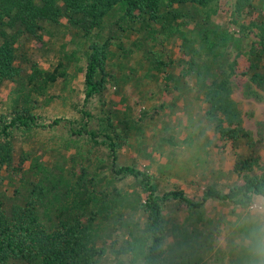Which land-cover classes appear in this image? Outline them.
<instances>
[{
  "label": "trees",
  "instance_id": "trees-1",
  "mask_svg": "<svg viewBox=\"0 0 264 264\" xmlns=\"http://www.w3.org/2000/svg\"><path fill=\"white\" fill-rule=\"evenodd\" d=\"M227 1L0 0V87L12 83L0 108V264H191L205 236L180 224L172 244L167 202L195 208L217 198L235 210L264 196V166L252 170L259 158L252 146L233 162L251 171L224 191L209 184L192 199L179 186L160 190L152 173L125 157L146 122L135 131L120 98L104 113L90 104L112 77H150L176 99L190 91L202 99L218 138L248 140L232 94L264 97V0H232L237 33L217 21ZM51 27H62L73 46L42 66L34 55ZM73 76L81 98L72 116L49 118L43 106L69 105ZM60 128L67 133L54 138L64 148L46 151L43 132ZM257 133L251 143L264 141V120ZM239 231L240 240H227L231 264H250L246 229Z\"/></svg>",
  "mask_w": 264,
  "mask_h": 264
},
{
  "label": "rangeland",
  "instance_id": "rangeland-1",
  "mask_svg": "<svg viewBox=\"0 0 264 264\" xmlns=\"http://www.w3.org/2000/svg\"><path fill=\"white\" fill-rule=\"evenodd\" d=\"M220 7L223 8L222 11L224 10L222 13L224 16L218 15L217 21L221 23L225 21L232 33L239 32L240 22L235 16L232 0H228ZM247 27H242L244 32L252 35V30L249 31ZM51 31V34H45V44L34 55L42 66H47L50 61L56 62L64 54L65 46L67 48L73 46L69 42L72 36H69L62 27L60 29L51 27ZM238 60L241 62L242 56H239ZM72 61L76 59L73 58ZM69 69L70 72L73 71L72 66H69ZM79 76L76 78L73 76L71 79V85L76 91L70 94L69 105H60L56 100L43 106L49 118L72 116V103L77 105L78 97L81 98ZM116 77L120 76L109 79L105 93L101 97L96 96L92 99L91 108L94 107L97 112L104 113L120 98L134 121L132 127L135 131L139 129L138 125H141V122H146L142 130L140 129L142 136L139 138L135 136L136 139L132 138L130 141L134 146L127 147L125 157L127 161H133L152 173L159 182L160 190L179 186L192 199H198L202 189L209 184L224 191L228 185L241 181L243 176L251 171L233 169L235 159L239 155L248 154L251 146L259 156L252 170L258 171L262 165L264 166V141L251 143L258 139V124L264 120V97L257 99L246 96L240 93V89L232 94L239 110L241 125L249 132L248 140L241 138L235 145V142L217 137L213 124L204 112V102L195 98L191 91L187 92L184 102L182 98L176 99L172 91L156 84L150 77H145L138 83H134L128 76H121L124 77L121 80ZM11 86L12 83L6 82L0 87V108L6 102ZM66 133L64 128L43 132L40 140H48L45 150L64 148V141L54 138V135ZM16 143L18 145L19 141ZM44 153L47 156L50 152ZM246 208L234 210L230 202L217 198H210L202 205L192 208L182 200L172 198L163 207L168 223V240L173 244V239L175 240L180 233V224L189 225V228L196 225L203 231L204 235L199 237L205 236V247L198 256L193 255L191 264H231L235 251L233 254L230 253L232 248L228 247L227 240L229 237H235V241L240 240L239 229L247 228ZM243 233L242 231L241 234Z\"/></svg>",
  "mask_w": 264,
  "mask_h": 264
},
{
  "label": "clouds",
  "instance_id": "clouds-1",
  "mask_svg": "<svg viewBox=\"0 0 264 264\" xmlns=\"http://www.w3.org/2000/svg\"><path fill=\"white\" fill-rule=\"evenodd\" d=\"M246 233L241 241L250 264H264V196H256L245 210Z\"/></svg>",
  "mask_w": 264,
  "mask_h": 264
}]
</instances>
